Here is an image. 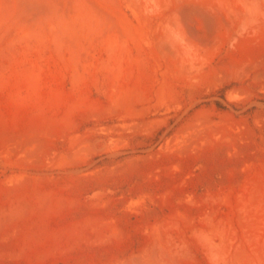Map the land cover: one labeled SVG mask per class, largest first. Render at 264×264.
Instances as JSON below:
<instances>
[{
  "label": "rangeland",
  "instance_id": "1",
  "mask_svg": "<svg viewBox=\"0 0 264 264\" xmlns=\"http://www.w3.org/2000/svg\"><path fill=\"white\" fill-rule=\"evenodd\" d=\"M0 264H264V0H0Z\"/></svg>",
  "mask_w": 264,
  "mask_h": 264
}]
</instances>
